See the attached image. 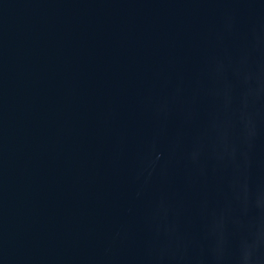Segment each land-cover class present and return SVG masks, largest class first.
I'll return each instance as SVG.
<instances>
[{"label":"water","instance_id":"95a60500","mask_svg":"<svg viewBox=\"0 0 264 264\" xmlns=\"http://www.w3.org/2000/svg\"><path fill=\"white\" fill-rule=\"evenodd\" d=\"M0 264H264V0H0Z\"/></svg>","mask_w":264,"mask_h":264}]
</instances>
